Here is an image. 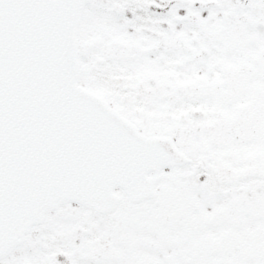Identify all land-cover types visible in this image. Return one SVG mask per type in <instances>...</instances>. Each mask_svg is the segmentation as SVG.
Instances as JSON below:
<instances>
[{"label": "snow or ice", "instance_id": "1", "mask_svg": "<svg viewBox=\"0 0 264 264\" xmlns=\"http://www.w3.org/2000/svg\"><path fill=\"white\" fill-rule=\"evenodd\" d=\"M0 264H264V0H0Z\"/></svg>", "mask_w": 264, "mask_h": 264}]
</instances>
